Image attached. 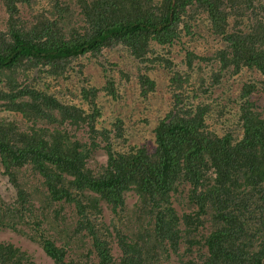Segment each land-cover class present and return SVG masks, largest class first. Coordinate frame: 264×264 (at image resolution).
<instances>
[{
	"label": "trees",
	"instance_id": "16d2710c",
	"mask_svg": "<svg viewBox=\"0 0 264 264\" xmlns=\"http://www.w3.org/2000/svg\"><path fill=\"white\" fill-rule=\"evenodd\" d=\"M33 1L0 0L8 16L0 30V108L23 118L21 123L0 119V168L16 192L12 203L0 196V229L39 244L54 264H168L173 254L191 253L193 264H264V105L258 111L251 101L255 94L264 96V4L48 0L47 16L26 26L19 4ZM203 13L207 36L220 44L215 58H206L219 64L209 76L197 68L202 57L191 47L195 37L206 36L197 26ZM152 43L171 49L178 43L186 55L185 69L172 78L171 109L155 128L154 152L115 149L113 140L123 138L122 122L113 130L97 127L96 92H85L86 112L61 103L46 88L16 80L18 74L27 80L25 73L39 68L61 78L87 55L97 58L121 46L144 66L137 77L146 98L155 82L144 69L155 68L157 61L172 66L150 56L156 52ZM244 70L256 76L242 82L243 102L231 122L226 95L231 103L235 98L223 84ZM108 87L114 89L111 80ZM204 95L208 101L201 100ZM99 150L107 154V164L95 171L90 160ZM185 187L196 210L179 216L174 199ZM127 193L137 196L135 213L148 227L130 232L114 226L110 232L100 202L118 215ZM55 203L73 205L79 217L77 229L63 228L66 238L58 239ZM67 244L73 246L71 256ZM0 264L36 262L0 242Z\"/></svg>",
	"mask_w": 264,
	"mask_h": 264
},
{
	"label": "rangeland",
	"instance_id": "374dc122",
	"mask_svg": "<svg viewBox=\"0 0 264 264\" xmlns=\"http://www.w3.org/2000/svg\"><path fill=\"white\" fill-rule=\"evenodd\" d=\"M264 4V0H260ZM49 8L48 0H34L31 5L19 4L20 17L25 20L26 26L35 24L38 16H47ZM206 15L203 13L198 17L197 26L205 32L206 36L195 37L191 42V47L194 52L202 59L196 60V66L203 75H210L212 72L219 71V64L214 60L206 58H215V53L220 47L216 38L208 37L207 32L210 30ZM8 23V16L3 5H0V30L3 24ZM196 29V28H195ZM197 31V29H196ZM207 39V40H206ZM156 52L151 53L150 56L158 57L166 62H171L172 66L169 68L167 64L157 61L155 68L148 70L144 69V74H147L150 80L155 82V89L147 94L144 98L142 94L143 88L137 77L138 69L143 66L138 60H135L123 47L119 46L113 50H104L100 56L93 57L87 55L72 65V68L66 72L61 78L51 77L46 70L39 68L37 70H29L25 73L27 80L23 74H18L16 80L21 86L31 85L37 90H46L55 96L61 103L66 105H76L86 112H90L89 104L85 100V92H96L95 104L99 109L100 115L97 120V127L99 129L113 130L114 124L122 122L123 138L114 139L113 145L116 150L121 152H129L131 148H146L149 152L155 150V128L158 121L163 119L167 112L171 109L172 92L171 87L172 78L175 76V71L185 69L184 58L185 53L182 52L181 46L178 43L174 47H160L153 44ZM144 67V66H143ZM256 73L249 70H244L239 77L228 79L224 84L226 94L235 98L231 103L229 97L227 98V105L231 111L227 117L231 122H234L239 116L236 111L241 106L242 100H239L238 95L242 92V82L247 77H255ZM2 76L0 77V81ZM114 84V89L108 87L109 83ZM4 86V85H3ZM209 97L204 95L201 100L208 101ZM251 101L255 103L258 111L262 110L264 105V96L262 94H255ZM0 119L7 121L14 120L21 123L22 116L10 113L0 108ZM26 126H28L25 123ZM218 131L221 132L220 127ZM79 136H84L82 132ZM107 164V154L103 150L95 153L90 160V167L99 171ZM29 175V172H27ZM35 182L38 181V176H30ZM0 196L4 201L12 203L16 199V192L9 184L8 179L3 176L0 168ZM125 209L118 215L113 214L109 207L100 202L103 207L102 219L103 223L108 226L110 232L114 226L125 228L130 232H136L140 228L148 227L147 222L142 220L136 213L137 196L132 193L125 195ZM174 207L179 214H194L196 208L193 207L189 201V188L185 187L182 192L174 199ZM59 217V230L62 233L60 238L67 236L63 232L66 224L72 225L77 229L79 217L76 215V210L73 205L64 203H55L52 205ZM102 223V224H103ZM25 230V229H24ZM57 237V236H56ZM0 242L11 243L22 251L26 252L36 264H54L52 259L47 257L39 244L28 241L23 234L11 230L0 229ZM115 243V242H114ZM61 245V244H60ZM63 245V244H62ZM70 244L66 245L68 256H71ZM184 249V248H183ZM186 250V249H184ZM114 257H119L120 251L117 244L113 245ZM93 262H96V257L92 255ZM196 260V254L191 253L189 256L180 257L173 254L168 261V264H189V262ZM191 264H193L191 262Z\"/></svg>",
	"mask_w": 264,
	"mask_h": 264
}]
</instances>
